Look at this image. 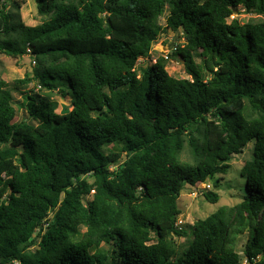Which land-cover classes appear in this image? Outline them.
Masks as SVG:
<instances>
[{
    "label": "trees",
    "instance_id": "obj_1",
    "mask_svg": "<svg viewBox=\"0 0 264 264\" xmlns=\"http://www.w3.org/2000/svg\"><path fill=\"white\" fill-rule=\"evenodd\" d=\"M7 1L0 53L37 60L14 89L35 82L71 108L28 94L33 123L14 121L0 79V264H264V19L229 20L241 9L264 15V0H34L49 14L34 26L13 19ZM166 6V27L185 39L167 57L188 77L170 75L164 56L138 77ZM186 141L193 163L179 158ZM251 141L243 199L196 220L178 251L173 236H188L180 191L225 174Z\"/></svg>",
    "mask_w": 264,
    "mask_h": 264
},
{
    "label": "rangeland",
    "instance_id": "obj_2",
    "mask_svg": "<svg viewBox=\"0 0 264 264\" xmlns=\"http://www.w3.org/2000/svg\"><path fill=\"white\" fill-rule=\"evenodd\" d=\"M76 1V0H67ZM20 7L15 9L12 6V1H7L6 10L14 14V18L17 17L26 25L34 26L40 22L48 19L49 14L41 15L37 11L36 3L34 0H20ZM238 12V11H237ZM235 12L230 16L229 20L236 17L241 23H246L249 21H258L264 19V15L257 14L253 12H247L241 9L239 13ZM169 13V7H165V11L159 17V24L163 30L155 37L150 48V54L148 57H142L138 60L135 67L137 76L139 77L140 68L153 63L158 56H165L170 54L176 46H183L185 39L182 32L172 31L170 28L166 27V17ZM194 59L196 62H200L205 54L200 50L194 52ZM34 61V62H33ZM37 65V60L30 55L23 56H10L4 53H0V79L5 80L9 87L12 89L13 105L16 109V116L14 121L26 120L27 122H32L25 111V103L28 94L39 93L42 96H47L50 102L54 105L56 112H66L70 106L69 97H62L60 93L56 90H45L38 86L37 83L32 82L25 87H17L14 89V81L17 78H22L25 73H30L32 68ZM166 70L167 72L178 78H185L188 75L185 72L183 66V60L180 57H167L166 58ZM111 147V145H110ZM253 142H249L244 147L243 151L239 154H234L229 163V168L225 174H216L212 179L205 180L204 185L202 183L197 186L185 185L180 191L177 205L180 213L177 216V223L180 224L187 232L188 236H173L174 244L178 251L183 250L188 245L189 241L192 239L190 233V225H192L196 220L205 218L211 212L215 211L221 206H234L241 202L243 199L245 180L240 174V169L243 163L250 159L252 156ZM124 154L122 155V158ZM179 158L183 162L193 163V155L190 151V147L187 141L184 143L183 149L179 153ZM218 180V187L213 186V181ZM92 178H88L90 182ZM209 184L210 187H205ZM214 191L219 195L217 202H209L204 196L203 192ZM52 214L49 215L51 219ZM85 231L84 227L79 228V234ZM33 233V235H35ZM247 238V231L238 235L234 249L242 255L243 244ZM100 246L105 250L111 249L110 243L102 242ZM13 264H19L14 262Z\"/></svg>",
    "mask_w": 264,
    "mask_h": 264
},
{
    "label": "built area",
    "instance_id": "obj_3",
    "mask_svg": "<svg viewBox=\"0 0 264 264\" xmlns=\"http://www.w3.org/2000/svg\"><path fill=\"white\" fill-rule=\"evenodd\" d=\"M6 2V0H0V10H1V5L4 4ZM27 51L29 52V48L27 49ZM29 55V54H28ZM165 58H167V55L165 56ZM34 62V61H33ZM204 185V183H202ZM205 187H210L209 184L205 185Z\"/></svg>",
    "mask_w": 264,
    "mask_h": 264
}]
</instances>
